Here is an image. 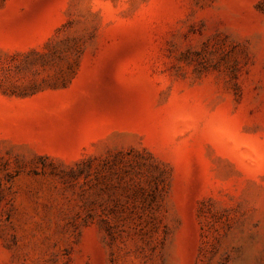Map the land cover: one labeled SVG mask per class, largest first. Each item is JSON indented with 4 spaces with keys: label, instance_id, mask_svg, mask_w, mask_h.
Listing matches in <instances>:
<instances>
[{
    "label": "rangeland",
    "instance_id": "rangeland-1",
    "mask_svg": "<svg viewBox=\"0 0 264 264\" xmlns=\"http://www.w3.org/2000/svg\"><path fill=\"white\" fill-rule=\"evenodd\" d=\"M0 264H264V0H0Z\"/></svg>",
    "mask_w": 264,
    "mask_h": 264
}]
</instances>
